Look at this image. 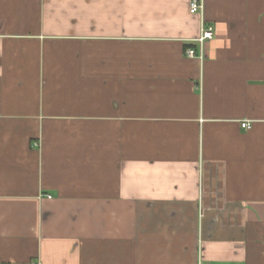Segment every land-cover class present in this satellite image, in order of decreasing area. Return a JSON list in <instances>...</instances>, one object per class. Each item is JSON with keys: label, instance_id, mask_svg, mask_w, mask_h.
Returning a JSON list of instances; mask_svg holds the SVG:
<instances>
[{"label": "crops", "instance_id": "obj_1", "mask_svg": "<svg viewBox=\"0 0 264 264\" xmlns=\"http://www.w3.org/2000/svg\"><path fill=\"white\" fill-rule=\"evenodd\" d=\"M190 2L0 0V264H264V0Z\"/></svg>", "mask_w": 264, "mask_h": 264}, {"label": "built area", "instance_id": "obj_2", "mask_svg": "<svg viewBox=\"0 0 264 264\" xmlns=\"http://www.w3.org/2000/svg\"><path fill=\"white\" fill-rule=\"evenodd\" d=\"M203 9L202 0H191L190 2V13L197 14L201 12ZM215 38V29L213 26H205L201 31V35L198 39H196L195 43L198 46V49L189 48L186 50L185 55L188 58L192 59H205V45L206 43L212 41ZM242 128L246 130H250L252 128L251 123H243ZM51 198V197H49ZM209 264V263H205Z\"/></svg>", "mask_w": 264, "mask_h": 264}, {"label": "trees", "instance_id": "obj_3", "mask_svg": "<svg viewBox=\"0 0 264 264\" xmlns=\"http://www.w3.org/2000/svg\"><path fill=\"white\" fill-rule=\"evenodd\" d=\"M189 48H194V46H192V45L188 46V47L185 49V52H186V50L189 49Z\"/></svg>", "mask_w": 264, "mask_h": 264}]
</instances>
